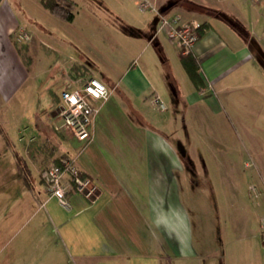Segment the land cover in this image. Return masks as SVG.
Returning a JSON list of instances; mask_svg holds the SVG:
<instances>
[{"label":"crops","instance_id":"0c3cea01","mask_svg":"<svg viewBox=\"0 0 264 264\" xmlns=\"http://www.w3.org/2000/svg\"><path fill=\"white\" fill-rule=\"evenodd\" d=\"M150 1L156 4L158 12H147L134 24L138 29L128 42L137 49L122 68L110 55H100L97 49L93 51L89 41L80 51L69 47L63 38L56 40V46L45 42L47 48L60 53L56 69L65 82L62 90L81 86L89 76L98 77L109 89L105 100L95 102L98 109L90 141L83 142L55 131L75 145H81L71 156L68 150L76 147L69 143L66 150L62 144L65 155L75 159L80 172L91 178L97 190L87 197L72 187L66 192L68 205L64 206L48 193L40 163L29 162L25 152L13 148V153L23 158L22 166L27 168L25 180L30 181L26 186L29 196L25 200L23 196L19 198L23 203L28 202L32 211L26 221L33 223L29 230L9 231L0 243V264H222L220 260L210 259L215 252L218 254V250H213L214 244L201 241L194 244L188 215L174 193L178 180L175 173L180 172L183 179L190 178L185 174L190 163L185 158L187 150L183 141L189 124L194 125L199 138L209 135L217 140L223 137L224 119L230 122L229 138L240 142L237 151L251 159L252 170L264 186V146L258 141L259 133H264V114L259 109L252 114L250 97L247 101L238 100L235 94L242 87L264 91V84L240 86L237 80L236 71L254 56L253 34L249 30L248 36L242 35L234 20V11L227 8L225 0L217 3L213 0ZM174 13H179L183 21L196 20L203 25L201 36H197L189 51L199 64V86L192 82L182 65V53L160 25V14ZM96 21L91 20L92 28ZM17 26L8 0H0L2 71L9 65L14 68L15 63L24 71L20 52L10 37L11 30ZM105 35L113 44L111 34L105 32ZM64 50L71 52L69 58L63 57ZM9 84H14L12 79L0 88H10ZM47 92L52 96L46 98L45 106H49L54 123L60 104L53 106V98L58 97L52 88ZM155 96L165 103L164 110L153 101ZM228 105L232 107L230 115L223 117L221 112ZM47 120L35 114L30 126L25 125L22 132L18 130V140L27 143L36 134L49 140L52 130L46 127ZM137 143L144 154V165L138 169L116 168L126 169L125 181L112 173L113 166L109 173V165L101 164L105 161L103 147L131 148ZM219 144L214 141L215 147H210L215 156ZM54 152L47 154L52 156L49 160L46 158L49 163L60 155ZM133 172L140 178L137 182L131 179ZM15 197L12 194L5 199L8 202H4L2 211L11 206L10 199L14 203ZM261 202L264 204V196ZM175 203L180 205L179 210ZM37 215L39 219L33 220ZM21 231L25 234L15 243Z\"/></svg>","mask_w":264,"mask_h":264},{"label":"rangeland","instance_id":"374dc122","mask_svg":"<svg viewBox=\"0 0 264 264\" xmlns=\"http://www.w3.org/2000/svg\"><path fill=\"white\" fill-rule=\"evenodd\" d=\"M140 1L74 0L75 17L70 22L50 12L39 0H8L18 25L11 30L10 37L20 52L24 71L17 63L14 68L9 65L6 70H0L2 72L0 87L11 79L14 83L9 84L11 89L7 86L0 88V230H3L0 233V243L8 237L10 230H29L33 223L32 220L26 221L32 210L28 202L23 203V200L29 196L26 186L30 181L25 180L23 158L14 154L13 148L20 153L25 152L29 162L36 164L39 162L40 166L45 168L49 163V157L52 158L50 154L49 157L47 155L50 151L54 150L53 154H65L62 144L68 150L67 145L69 146L70 143L72 147H76L75 150H68V154L72 156L81 147L55 130L53 132L52 113L49 112V106H45L46 98L52 96L48 94L47 89L52 88L55 96L58 97V99L53 98V106H56L61 103L59 96L65 82L56 69L58 53L47 48L45 42L56 46L58 45L56 40L63 38L68 41L69 47L80 51L89 41L94 48L93 51L97 49L100 55H110L122 68L123 63L135 55L137 49V46L128 42L132 40L131 38L135 36L134 31L138 29L134 24L150 12L139 8ZM213 1L217 3L218 0ZM223 3L234 11L232 12L234 20L238 23L242 35L248 36L249 30L253 34L251 47H255L254 56L244 67L236 71L239 85L264 84V0H225ZM92 19L98 20L94 28L91 25ZM20 28H25L29 32L27 38L18 39ZM105 32L111 34L112 40H115L113 44L108 40ZM108 49H110L109 54ZM70 51L64 50L63 57L69 58ZM255 90L242 87L235 92L236 99L247 101L250 97L252 114L256 113L255 109H259L264 114V91L258 88ZM231 110L232 107L228 105L221 112L222 116L230 115ZM35 114L48 119L46 127L48 130L51 128L53 138L44 140L36 134L27 143L22 144L18 140V130L21 129L22 132L25 125L30 126ZM189 125L191 126L186 134L188 138H184L185 147H183L187 150L185 158L190 163L185 174L190 178L183 179L179 175L180 172L176 171L178 180L174 193L188 215L194 244L198 245L200 241L214 244L213 250H218V254L215 252L217 256L216 254L210 256L214 262L220 260L222 264H264V236H262L264 228L261 227V220L264 219V204L261 202L264 186L258 181L257 173L252 170L251 159L243 152L237 151V147L241 146L238 140L229 138L228 120H222L223 137L217 140H212L209 135L199 138L194 125L191 123ZM259 134L258 141L264 146V138H262L264 133ZM214 141L220 143V146H217L216 156L210 148L214 146ZM139 145L137 143L136 147L121 149L103 147L102 157L107 162L103 160L101 164L104 162L109 165V173L113 171H111L113 166L112 169L115 171L112 173L121 181H125L127 171L126 169L121 171V166L124 168L134 166L138 169L144 165V154L140 152ZM245 145L248 143L246 142ZM176 148L179 151L181 149ZM37 156L45 159L41 161ZM131 179L136 182L137 179L140 180L135 172L132 173ZM143 187L144 185L140 186L141 191ZM252 187L257 192H253L250 189ZM12 194L16 196L14 203L10 199L11 206L2 211L4 202L7 203ZM19 196H23L24 199ZM173 205L177 210L180 209L177 203ZM38 219L37 215L33 220ZM203 233L206 234L205 237ZM23 234L25 231L18 234L15 243L19 242V237ZM210 239H214L215 242Z\"/></svg>","mask_w":264,"mask_h":264},{"label":"built area","instance_id":"2783aa9c","mask_svg":"<svg viewBox=\"0 0 264 264\" xmlns=\"http://www.w3.org/2000/svg\"><path fill=\"white\" fill-rule=\"evenodd\" d=\"M138 6L143 10L158 12L156 4L149 0H141ZM160 25L165 29L168 39L178 47L182 54H186L197 40L196 30L201 23L196 20L183 21L179 13H174L172 15L160 14ZM18 30V39L29 36L25 28ZM108 96V87L95 76L87 77L79 87L62 90L61 103L55 116L53 129L83 142L90 141L92 139L91 128L98 109L95 102L105 100ZM153 101L160 109L166 108L165 103L157 96L153 98ZM57 158L58 163L52 161L42 171L48 193L55 196L64 206L68 205L66 192L72 187L87 197L93 196L97 186L91 178L82 175L75 159L65 154H60ZM65 175L68 176L67 179ZM250 189L257 192L254 187ZM261 227L264 228V219L261 220ZM262 236H264V231H262Z\"/></svg>","mask_w":264,"mask_h":264},{"label":"trees","instance_id":"16d2710c","mask_svg":"<svg viewBox=\"0 0 264 264\" xmlns=\"http://www.w3.org/2000/svg\"><path fill=\"white\" fill-rule=\"evenodd\" d=\"M39 1L46 9H48L50 12L57 15L59 18L63 20L70 21L74 17V11H73L74 3L72 0H39ZM202 28L203 25H200V27L197 28L196 30L198 37L201 36L202 34ZM181 62L186 72L188 73L189 77L191 78L192 82L194 83V85L199 86L200 85V77L198 74L199 64L197 63L196 59L189 52H187L186 54L181 55ZM54 161L58 163V158L54 157ZM22 167L25 171H27L26 167L24 166Z\"/></svg>","mask_w":264,"mask_h":264}]
</instances>
